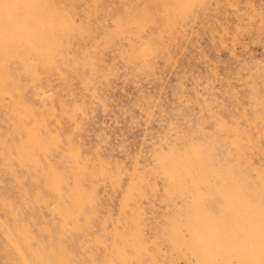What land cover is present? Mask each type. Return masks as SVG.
<instances>
[{
    "label": "rangeland",
    "instance_id": "1",
    "mask_svg": "<svg viewBox=\"0 0 264 264\" xmlns=\"http://www.w3.org/2000/svg\"><path fill=\"white\" fill-rule=\"evenodd\" d=\"M0 264H264V0H0Z\"/></svg>",
    "mask_w": 264,
    "mask_h": 264
}]
</instances>
